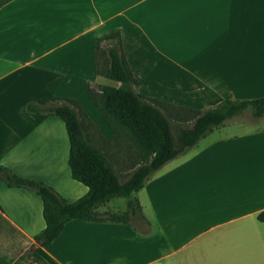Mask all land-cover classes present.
I'll use <instances>...</instances> for the list:
<instances>
[{"label": "crops", "instance_id": "0c3cea01", "mask_svg": "<svg viewBox=\"0 0 264 264\" xmlns=\"http://www.w3.org/2000/svg\"><path fill=\"white\" fill-rule=\"evenodd\" d=\"M113 30L145 96L193 109L264 96V0L7 2L0 7V165L69 202L88 187L71 176L65 123L24 107L49 96L75 99L110 140L87 86L99 78L95 40ZM227 122L232 130L224 132ZM132 196L141 205L137 223L74 219L39 247L41 198L0 179V264H12L28 245L48 264H264L257 217L264 212V115L225 119ZM114 206L98 211L120 210Z\"/></svg>", "mask_w": 264, "mask_h": 264}, {"label": "trees", "instance_id": "16d2710c", "mask_svg": "<svg viewBox=\"0 0 264 264\" xmlns=\"http://www.w3.org/2000/svg\"><path fill=\"white\" fill-rule=\"evenodd\" d=\"M9 1L0 0V7ZM94 47L97 73L105 81L96 88L88 85L87 94L112 130L110 140L104 138L97 124L75 99L49 96L29 100L24 107L29 113H47L63 120L70 144L71 176L88 187L86 194L69 202L47 183L19 176L0 165V179L6 186L31 190L42 200L45 227L34 236L39 247L55 241L70 220L129 223L132 218H138L141 205L132 194L143 188L153 172L221 126L229 114L250 108L255 117L264 115V96L218 99L211 102L212 107L208 109L187 108L145 96L135 90L139 81L127 59L119 30L98 37ZM182 111L191 114L184 115ZM110 145L131 150L136 166L128 178L123 177L109 154ZM116 197L127 199L124 211H98L100 206ZM257 217L264 221V212ZM37 250L33 254L42 259Z\"/></svg>", "mask_w": 264, "mask_h": 264}, {"label": "rangeland", "instance_id": "374dc122", "mask_svg": "<svg viewBox=\"0 0 264 264\" xmlns=\"http://www.w3.org/2000/svg\"><path fill=\"white\" fill-rule=\"evenodd\" d=\"M105 81V78L101 75H99L98 80L92 84L91 86L93 88H96L98 84H101ZM210 108V107H209ZM175 111V110H174ZM182 113H184V115L188 114L190 115L191 113L187 112V111H182ZM254 116L252 115L251 109L248 108L245 111H243V113L238 114V113H234V114H229L227 116L226 119H228L229 121L231 120H236L237 122H245V121H249L253 118ZM233 118V119H232ZM174 121L176 119H173ZM228 123L225 126V130H223L224 132H228L231 131L232 129L229 128ZM173 127L175 130V123H173ZM99 126V124H98ZM100 126L104 129V124L100 123ZM108 152L110 155L113 156V161L116 163L118 170L122 173L124 178H128V176L130 175V173L133 171V169L136 166L135 160L132 156L131 150L130 149H126L125 147H120V148H115L114 145H110V147L108 148ZM136 195V194H134ZM126 201L127 199L125 197H116L113 198L109 201V205L110 206H114V208L120 209L121 211H124L126 209ZM116 209V210H117ZM118 210V211H120ZM133 222H138V218H132L131 219ZM35 250V247L33 245H28L26 250H22L19 253H16L14 255V264H45V261L40 259L39 257H36L33 254V251Z\"/></svg>", "mask_w": 264, "mask_h": 264}]
</instances>
